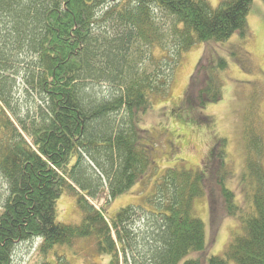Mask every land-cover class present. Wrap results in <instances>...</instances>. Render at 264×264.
Masks as SVG:
<instances>
[{"label": "trees", "instance_id": "1", "mask_svg": "<svg viewBox=\"0 0 264 264\" xmlns=\"http://www.w3.org/2000/svg\"><path fill=\"white\" fill-rule=\"evenodd\" d=\"M253 2L0 0V181L7 187L0 264L38 239L45 260L55 246L92 239L108 264H264V141L251 126L240 204L227 187L233 173L224 138L201 168L167 169L148 208L130 205L109 218L91 203L107 193L108 205L154 174L155 143H145L141 129L153 98L167 93L166 77L196 43L247 37ZM227 66L203 60L186 103L205 109L221 101L219 72ZM64 193L78 195L79 223L57 220ZM198 198L207 200L211 230L239 220L242 232L232 231L223 256L207 255L215 235L208 243L194 214Z\"/></svg>", "mask_w": 264, "mask_h": 264}, {"label": "rangeland", "instance_id": "2", "mask_svg": "<svg viewBox=\"0 0 264 264\" xmlns=\"http://www.w3.org/2000/svg\"><path fill=\"white\" fill-rule=\"evenodd\" d=\"M208 1L216 7L223 0ZM248 22L247 37L235 34L221 43L198 42L180 57L171 73L172 77H166L167 81L170 80L167 93L153 98L152 107L141 123V129L146 133L145 143H155L157 154L154 153L153 156L157 169L151 177L139 181L108 205L107 193H103L98 200L91 201L107 217H114L121 208L130 205L141 206L143 209L151 206L150 201L157 190L156 183L167 169L183 164L189 170L201 168L212 145L222 138L227 140L226 160L233 173L227 181V187L236 193L238 203H242L244 198L240 183L247 163L246 127L251 126V130L258 131L264 141V0H254ZM168 42L171 50H174L173 43ZM155 55L161 54L156 52ZM219 58L228 64L225 70L219 72L223 83L222 100L208 104L205 109L191 107L186 103L185 97L197 66L203 60L205 63L217 64ZM165 65L167 64L163 67ZM148 69L155 71L153 66ZM24 83L25 77L18 78L17 87L21 93L17 96L21 98V94L27 90ZM23 102L26 101L21 103ZM206 118L211 119V122ZM261 161L264 166V142ZM6 189V185L0 181V211L6 198ZM77 197V194L64 193L58 200L57 220L60 223L75 224L81 221ZM194 209V214L205 225L207 242L209 243L210 236L212 241V234L215 235V241L207 252L208 257L223 256L232 231L242 232L239 220L226 219L216 232L210 227L207 200L196 199ZM141 222L139 226L144 229L146 224L144 220ZM39 244L31 241L18 245L11 264L109 263L108 256L97 253L92 239H79L72 247L55 246L46 260L40 252ZM204 264H208V261L205 260ZM228 264L237 263L229 261Z\"/></svg>", "mask_w": 264, "mask_h": 264}]
</instances>
